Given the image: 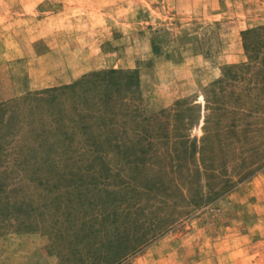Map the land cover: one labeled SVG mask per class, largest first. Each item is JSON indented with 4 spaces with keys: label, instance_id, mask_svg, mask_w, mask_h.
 I'll list each match as a JSON object with an SVG mask.
<instances>
[{
    "label": "rangeland",
    "instance_id": "rangeland-1",
    "mask_svg": "<svg viewBox=\"0 0 264 264\" xmlns=\"http://www.w3.org/2000/svg\"><path fill=\"white\" fill-rule=\"evenodd\" d=\"M261 25L264 0H0V148L9 155L5 162L21 163L15 152L34 147L41 126L48 130L54 124L51 120L62 114L53 101L37 102L41 91L81 84L83 76L109 69L137 72L134 103L146 115L163 110L173 115L181 100L196 105L183 113V132L199 143L207 88L223 77L228 66L248 61L244 35ZM112 33L122 35V46L116 56L106 48L105 58L117 67L81 73L68 84L16 93L28 73L50 74L55 69L52 57H38L42 50L33 45L35 35L80 39ZM242 80L231 83L236 93L247 92ZM13 83L18 86L15 90ZM78 86L75 93L81 95ZM130 87L123 89L131 93ZM68 95L60 96L58 106L69 105ZM260 103V110L244 115L251 123L250 141L245 144L251 160L244 177L237 161L228 162L220 172L230 176L231 187L214 195L204 176L187 184L174 179L176 168L165 166V176L160 166L148 163L145 172L151 179L135 181V192L129 193L131 202L144 208L132 210L119 230L115 225L121 226L123 216L103 206L118 205L121 195L96 194L94 201L83 203L91 194L78 190L91 182L79 178L83 173L74 170L66 181L60 174L72 172L68 167L40 168L39 176H54L39 180L19 170L18 175H27L22 190L8 199L27 205L16 217L9 210L0 211L4 218L0 264H264V95ZM229 110L221 114L222 124L231 119ZM256 152L260 158L254 160ZM112 187L119 185L111 183ZM65 202L78 203L79 208H51ZM110 252L119 254L115 260L121 258L110 261Z\"/></svg>",
    "mask_w": 264,
    "mask_h": 264
},
{
    "label": "trees",
    "instance_id": "trees-1",
    "mask_svg": "<svg viewBox=\"0 0 264 264\" xmlns=\"http://www.w3.org/2000/svg\"><path fill=\"white\" fill-rule=\"evenodd\" d=\"M243 46L248 61L228 66L223 77L213 82L205 92L204 134L199 138V143L183 132V113L195 110L196 105L187 100L186 105L185 100H181L175 103L173 115L165 110L153 115L144 114L139 104L134 103L137 100L134 98L137 95L135 89L138 88L135 70L93 71L83 76L85 81L81 84L75 82L41 91L36 97L37 102L53 101L62 114L51 120L54 124L48 130L44 125L41 126L37 133L40 138L34 147L20 148L15 152V159L22 158L21 163L7 164L5 159L9 155L0 148V211L6 214V210H9L16 217V212L27 204L18 199L9 201L8 197L20 193V184L24 182L26 173L39 180L48 179L54 174L39 176L40 168L53 166L71 169L72 172L65 170L66 175L60 174L62 180H70L67 174H73L76 170L83 173L79 176L82 181H91L78 187L79 192L85 190L91 193L83 203L94 201L96 194L121 195L118 205L110 203L103 206L123 216L121 226L115 225L117 230L126 224L132 210L144 208V205L132 203L129 193L135 192V181L151 179L145 172L148 163L160 166L161 174L165 176V166L176 168L174 175L177 177L173 176L174 179H182L187 184L193 178L201 179L204 176L208 179V192L212 191L214 195L229 189L230 176L220 172L221 168L228 162L237 161L239 172H243L244 177L251 160V157H246L245 147L250 141L248 131L251 123L246 121L244 115H252L260 110V101L264 95V25L248 29L243 38ZM238 78L243 79L242 83L245 82L247 92L244 90L239 94L233 90L231 83ZM77 85L82 87L81 95L75 93L77 89L74 87ZM124 86H132L134 89L130 93L123 89ZM128 94L132 96L130 102L127 101ZM242 94L246 96L245 99ZM61 95H68L70 100L65 108L58 106L57 100ZM74 96H78L77 99ZM82 99L84 101H80ZM74 100L84 103L80 105ZM228 109L232 117L222 124L221 114ZM197 117H200L199 111ZM239 144L240 150L236 151ZM196 153L199 155L198 162L194 164ZM257 154L254 160L260 158H256ZM192 165L194 171H191ZM110 167H114L115 172ZM21 169L26 173L18 175ZM106 181H111L112 185L116 183L119 187L111 188V183ZM214 182L220 184L219 187L215 188ZM196 193L200 195L201 189L198 188ZM78 205L75 202L54 203L51 208L56 211L74 210L79 208ZM3 226L2 216L0 229ZM72 250L75 252V249ZM108 254L109 260L113 262L121 258L119 256L115 260L118 253L115 256L111 252Z\"/></svg>",
    "mask_w": 264,
    "mask_h": 264
},
{
    "label": "crops",
    "instance_id": "crops-1",
    "mask_svg": "<svg viewBox=\"0 0 264 264\" xmlns=\"http://www.w3.org/2000/svg\"><path fill=\"white\" fill-rule=\"evenodd\" d=\"M122 35H35L33 45L40 48L38 57L49 56L54 59L55 69L50 74H27L16 93L45 87L71 83L79 74L102 67H117L106 63L105 49L113 50L115 55L122 46ZM29 64V70L32 69ZM11 90V91H13ZM14 95L13 93L7 96Z\"/></svg>",
    "mask_w": 264,
    "mask_h": 264
}]
</instances>
